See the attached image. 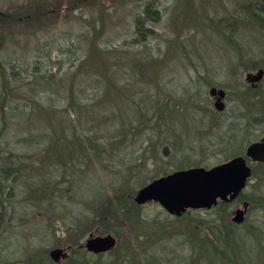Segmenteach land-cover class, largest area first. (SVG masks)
<instances>
[{"label": "rangeland", "instance_id": "rangeland-1", "mask_svg": "<svg viewBox=\"0 0 264 264\" xmlns=\"http://www.w3.org/2000/svg\"><path fill=\"white\" fill-rule=\"evenodd\" d=\"M263 2L0 0V159L30 133L43 151L11 200L3 182L0 264H112L120 244L117 264H264L263 192L247 193L239 226L224 210L177 217L154 202L137 221L111 222L120 237L92 222L116 195L226 162L258 138L246 75L264 68V20L253 16ZM213 87L227 91L223 111ZM90 234L118 241L86 254ZM58 248L69 257L54 261Z\"/></svg>", "mask_w": 264, "mask_h": 264}, {"label": "water", "instance_id": "water-1", "mask_svg": "<svg viewBox=\"0 0 264 264\" xmlns=\"http://www.w3.org/2000/svg\"><path fill=\"white\" fill-rule=\"evenodd\" d=\"M264 74L260 69L257 73H249L247 80L258 82ZM212 96H218L215 107L223 110L225 104L224 90L213 87ZM164 155L169 154V147L164 148ZM255 159L264 158V140L253 143L247 151ZM244 159L235 158L225 164L212 168L192 167L177 170L172 173L155 178L136 193L134 200L141 206L151 202L160 204L173 215L181 216L188 209L211 208L219 198L232 200L236 198L245 187V180L249 174L248 168H243ZM233 220L241 223L244 220V211L238 210ZM117 239L112 234L90 235L85 241V248L96 254L112 250ZM54 261L65 258L67 253L63 249H54L50 253ZM21 264V263H16Z\"/></svg>", "mask_w": 264, "mask_h": 264}, {"label": "trees", "instance_id": "trees-1", "mask_svg": "<svg viewBox=\"0 0 264 264\" xmlns=\"http://www.w3.org/2000/svg\"><path fill=\"white\" fill-rule=\"evenodd\" d=\"M256 14H260L261 16H253L255 18H263L264 20V2L259 3V5L256 6V9L254 10ZM146 16L152 19H156V11L151 10L149 6L146 7L145 10ZM12 19V18H10ZM13 20V19H12ZM143 18H138L136 21V28L137 33L139 34L140 38H143V36L147 35L145 32H151L150 29H146L143 27ZM264 24V23H263ZM1 41V40H0ZM51 114V113H49ZM99 123H104V118L99 117L97 118ZM64 123V120H62ZM73 122V121H72ZM62 123V124H63ZM103 125V124H102ZM37 136V135H36ZM37 138L33 133H30L27 137H24L18 141L20 142L21 146L20 148L22 151L16 152L14 149L9 148L8 145H5V161L0 159V201L4 203L3 199H1V196L3 195V182L5 181V201L11 200L14 195V187L18 183L28 182V184L31 182V180L35 176L28 175V171L30 170V165L27 162H34L35 158L42 154V141L39 139L37 142L35 141ZM34 141V142H33ZM37 147L35 151H31L30 148ZM8 184V185H7ZM31 184V183H30ZM7 189V190H6ZM134 194H125L121 193L119 195H116L115 198L109 199L106 203V206L99 212H97L96 217L98 219H93V223H97L98 226L102 229V232L104 233H113L116 236L120 237V233L117 232V226L112 224L111 222L115 221L118 224L122 225L125 224L124 221L129 218L130 220L133 219V221H137L139 212H141V206H139L135 200H134ZM101 231V230H99ZM229 236V232H226L224 234V237ZM123 245H118L117 249L119 248L117 252V256L114 258V262L112 264H117L119 262H125L124 251L123 248H121ZM87 254V253H86ZM100 257L105 256L104 254L99 255ZM34 264H48L43 261H38V263Z\"/></svg>", "mask_w": 264, "mask_h": 264}, {"label": "flooded vegetation", "instance_id": "flooded-vegetation-1", "mask_svg": "<svg viewBox=\"0 0 264 264\" xmlns=\"http://www.w3.org/2000/svg\"><path fill=\"white\" fill-rule=\"evenodd\" d=\"M261 69L264 70V68H261ZM248 74L249 73H247V75H246V82H247L248 91H251V92L255 93V95H256L255 96L256 100H254V102H253V107L257 106V109L259 110L258 111L259 112L258 119L261 120V122H257L256 124H254L255 122L254 123L250 122L251 126H258V129H256V134H258V138L255 140L250 139V141L248 142V145H246L245 148L243 149L242 154H237V155L233 156L231 159L227 160L226 162L212 166V167H215V166H218L221 164H225V163H227V162H229L235 158L242 157L244 159L243 168L245 170H246V168H248V170H249V174L247 175L246 180H245V187L242 189L240 194L232 200H225V199L219 198L217 200V203L214 204L211 208L188 209L181 216L186 215L187 213H189L192 210H205V211L224 210L226 212V214H228L230 216L232 224L234 226H239V225H242L243 223L242 224L237 223L233 220L237 211L238 210L244 211V221H245L247 214L252 207V201L247 196V193L250 191L252 193L253 192L254 193H261V192L264 193V158L263 159H255L252 156H249L247 153L249 146H251L253 143L262 142L264 140V74L258 82L248 81L247 80ZM224 91H225V97L222 98V101L226 106V99H227L228 95H227V91L226 90H224ZM217 99H218V96H215L214 97V105H215ZM225 106H224L223 110L225 109ZM223 110H220V111H223ZM242 129L248 130V127H243ZM253 134H255V133L252 132L248 135L251 136ZM200 167H202V166H200ZM212 167H208V168H212ZM205 168H207V167H205ZM171 215H173V214H171ZM173 216H176V215H173ZM181 216H177V217H181ZM90 235H94V234H90ZM94 236H96V235H94ZM113 236L115 237V235H113ZM84 248H85V246H84ZM85 250H86L87 254H92L95 256H99V255L108 253V252H105V253L96 254L94 252L88 251L86 248H85ZM65 251L67 253L65 258L67 259L69 257V253H68V250H65Z\"/></svg>", "mask_w": 264, "mask_h": 264}]
</instances>
